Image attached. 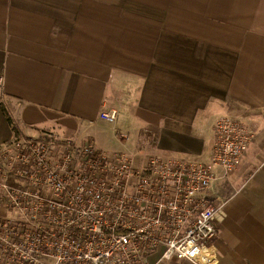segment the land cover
Masks as SVG:
<instances>
[{
  "label": "crops",
  "instance_id": "1",
  "mask_svg": "<svg viewBox=\"0 0 264 264\" xmlns=\"http://www.w3.org/2000/svg\"><path fill=\"white\" fill-rule=\"evenodd\" d=\"M1 77L0 146L52 131L137 164L208 161L217 121L245 123L213 245L217 264H264V0H0Z\"/></svg>",
  "mask_w": 264,
  "mask_h": 264
},
{
  "label": "built area",
  "instance_id": "2",
  "mask_svg": "<svg viewBox=\"0 0 264 264\" xmlns=\"http://www.w3.org/2000/svg\"><path fill=\"white\" fill-rule=\"evenodd\" d=\"M254 136L223 116L210 160L151 154L137 164L93 141L17 133L0 146V264H151L156 252L159 262L217 264L225 199L214 184L242 164Z\"/></svg>",
  "mask_w": 264,
  "mask_h": 264
},
{
  "label": "rangeland",
  "instance_id": "3",
  "mask_svg": "<svg viewBox=\"0 0 264 264\" xmlns=\"http://www.w3.org/2000/svg\"><path fill=\"white\" fill-rule=\"evenodd\" d=\"M129 143H130V142H127V144H129ZM121 149H123V150H121V151H127V150H126L125 148H123V147H122Z\"/></svg>",
  "mask_w": 264,
  "mask_h": 264
},
{
  "label": "trees",
  "instance_id": "4",
  "mask_svg": "<svg viewBox=\"0 0 264 264\" xmlns=\"http://www.w3.org/2000/svg\"><path fill=\"white\" fill-rule=\"evenodd\" d=\"M8 115V114H7ZM9 120L11 121V119L9 118Z\"/></svg>",
  "mask_w": 264,
  "mask_h": 264
}]
</instances>
